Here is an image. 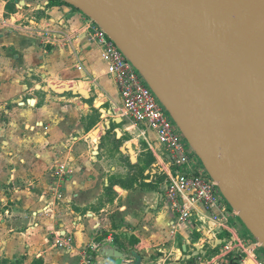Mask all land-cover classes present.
I'll return each mask as SVG.
<instances>
[{"label": "crops", "instance_id": "0c3cea01", "mask_svg": "<svg viewBox=\"0 0 264 264\" xmlns=\"http://www.w3.org/2000/svg\"><path fill=\"white\" fill-rule=\"evenodd\" d=\"M79 12L0 0V21L56 34L80 28ZM121 109L107 62L87 38L46 46L38 36L0 31V264H81L94 245L99 264L116 251L133 264H227L224 246L233 237L258 242L235 215L231 233H221L201 203L178 223L158 171L167 157L147 127L134 126ZM120 125L136 134L135 161L121 145ZM49 205L51 214L44 212ZM56 232L72 242L70 250L52 245ZM241 252L245 264L264 261L261 247Z\"/></svg>", "mask_w": 264, "mask_h": 264}, {"label": "water", "instance_id": "95a60500", "mask_svg": "<svg viewBox=\"0 0 264 264\" xmlns=\"http://www.w3.org/2000/svg\"><path fill=\"white\" fill-rule=\"evenodd\" d=\"M62 1L124 52L264 249V0Z\"/></svg>", "mask_w": 264, "mask_h": 264}, {"label": "built area", "instance_id": "2783aa9c", "mask_svg": "<svg viewBox=\"0 0 264 264\" xmlns=\"http://www.w3.org/2000/svg\"><path fill=\"white\" fill-rule=\"evenodd\" d=\"M22 1L26 6L34 8L35 11L41 8L46 12L50 8L63 11V8L66 7V3L62 0ZM62 4L64 5L62 6ZM69 9L70 12L77 10L74 7ZM84 17L80 28L68 32L62 31L59 34L50 28L40 30L24 27L11 19L0 21V31L22 32L38 36L46 46L70 45L83 36L100 49L102 58L107 62L108 73L116 81L121 97L123 117L134 126L145 125L148 131L154 135L161 155L164 158L167 157L166 168L160 166L158 171L160 175L166 177L164 194L171 212L178 216V223H187L193 217L195 205L201 203L209 216V220L217 224L219 231L230 234V219L234 215L239 216L221 193L219 184L201 171L190 158L186 140L182 133L175 130L176 126L173 119L124 52L97 22L85 15ZM80 69L83 68L80 67ZM56 197L58 200L62 199L61 194ZM44 212L53 213L51 205L46 207ZM228 240L229 237L224 242ZM233 240L235 242L228 241L224 246L227 264H245L242 250H250L254 253L258 247L262 248L259 242L252 244L250 241L236 240L234 237ZM51 243L55 248L63 250L72 248V242L59 232L52 234ZM233 243L235 245L230 246ZM245 248L246 250H244ZM99 251V245L85 249L82 252L81 264H99L96 259V254ZM104 264L109 263L105 262ZM259 264H264V261L259 262Z\"/></svg>", "mask_w": 264, "mask_h": 264}, {"label": "rangeland", "instance_id": "374dc122", "mask_svg": "<svg viewBox=\"0 0 264 264\" xmlns=\"http://www.w3.org/2000/svg\"><path fill=\"white\" fill-rule=\"evenodd\" d=\"M7 1H9V0H7ZM12 1H22V0H12ZM28 1H30V0H28ZM10 3H14V2H10ZM66 7H71L70 5H68V4H66L65 5ZM75 12H79L78 10H75ZM80 13V12H79ZM96 102H98L99 103V105L100 104H102L103 102H101V101H99V100H96ZM102 107L103 108H105L103 105H102ZM175 124V123H174ZM129 126V125H128ZM128 126L126 125V126H124L123 125V127L120 125V127L118 128V129H120L122 132H124L125 134H126V136H125V140L124 141H122V143H121V145H124V146H127L128 144H130L131 143V145L133 144V145H135L136 146V144L138 143L136 140H137V137H136V134L134 133V132H131V131H128L127 129H128ZM175 126H176V124H175ZM178 128V127H177ZM180 131V130H179ZM133 141H134V143H133ZM186 145H187V149H188V147L189 148H191L190 146H189V144L186 142ZM192 149V148H191ZM128 155L129 156H131V158H132V156H134V154L133 155H131V154H129L128 153ZM133 159V158H132ZM135 159V158H134ZM196 162H197V164H199V168L202 170V171H204L207 175H208V173L206 172V169L204 168V166H203V164L201 163V161L198 159V157H196V160H195ZM195 162V163H196ZM137 167H134V175H142V172L138 169ZM152 169V168H151ZM151 169L149 170V171H151ZM120 172H122L123 174H128V169H127V172H126V169L123 167L122 168V170H120ZM152 172V171H151ZM158 180H160V179H158ZM165 180H166V177H165V179L164 180H162V183L164 182V184H165ZM262 258V260H264V255L261 257Z\"/></svg>", "mask_w": 264, "mask_h": 264}, {"label": "flooded vegetation", "instance_id": "af4514ba", "mask_svg": "<svg viewBox=\"0 0 264 264\" xmlns=\"http://www.w3.org/2000/svg\"><path fill=\"white\" fill-rule=\"evenodd\" d=\"M53 2H55V1H53ZM64 4H62V6H63Z\"/></svg>", "mask_w": 264, "mask_h": 264}]
</instances>
